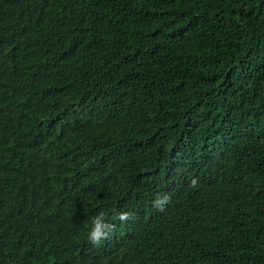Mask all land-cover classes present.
<instances>
[{
    "label": "trees",
    "instance_id": "16d2710c",
    "mask_svg": "<svg viewBox=\"0 0 264 264\" xmlns=\"http://www.w3.org/2000/svg\"><path fill=\"white\" fill-rule=\"evenodd\" d=\"M0 264H264V0H0Z\"/></svg>",
    "mask_w": 264,
    "mask_h": 264
},
{
    "label": "clouds",
    "instance_id": "9594fccd",
    "mask_svg": "<svg viewBox=\"0 0 264 264\" xmlns=\"http://www.w3.org/2000/svg\"><path fill=\"white\" fill-rule=\"evenodd\" d=\"M192 185H196V180H192ZM167 203V198H158L154 204L156 207L162 210L164 204ZM112 220H118L121 223H126L127 221L133 219V214L129 212H117L111 217ZM116 225L114 223L108 222L104 213H100L92 218L91 228L87 233L88 241L94 246H100L103 241L110 238V236L115 232Z\"/></svg>",
    "mask_w": 264,
    "mask_h": 264
}]
</instances>
